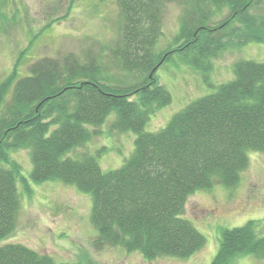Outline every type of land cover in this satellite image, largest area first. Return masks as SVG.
<instances>
[{
    "label": "trees",
    "instance_id": "trees-1",
    "mask_svg": "<svg viewBox=\"0 0 264 264\" xmlns=\"http://www.w3.org/2000/svg\"><path fill=\"white\" fill-rule=\"evenodd\" d=\"M175 1L117 0L120 35L111 52L124 71L143 76L140 83L109 81L100 65L73 54L36 60L23 76L27 49L20 53L0 82V239L17 228L19 183L28 188V179L15 153L27 150L35 183L61 180L91 194L95 247L120 246L148 260L187 259L204 247L206 237L183 216L185 205L198 190L237 185L248 153L264 151V63L237 62L233 81L187 105L164 129L148 132L152 114L172 101L153 70L180 53L185 63L208 71L225 49L264 43V0H185L180 31L163 50L164 9ZM227 11L224 21H213ZM113 111V127L137 136L125 163L104 171L100 151L72 157ZM256 226L250 220L223 230L211 264H235L247 254L264 258ZM0 264L80 263L57 262L13 242L0 246Z\"/></svg>",
    "mask_w": 264,
    "mask_h": 264
},
{
    "label": "rangeland",
    "instance_id": "rangeland-1",
    "mask_svg": "<svg viewBox=\"0 0 264 264\" xmlns=\"http://www.w3.org/2000/svg\"><path fill=\"white\" fill-rule=\"evenodd\" d=\"M186 6L185 0L168 2L165 6L159 48L168 49L178 35ZM226 15H217L213 21L223 20ZM119 28L117 0H0V82L25 49L20 65L23 76L36 60L45 57L55 60L73 54L81 62L100 65L104 69L100 76L109 81L122 85L142 81L138 74L124 71L113 57L111 49L119 39ZM236 48L214 59V70L207 74L208 82L205 72L185 63L180 53L172 55L157 71L159 83L172 94V102L152 114L146 131L164 128L191 102L214 93L219 84L234 79L236 61L264 62V43L250 42ZM116 120L117 112L113 111L98 128L100 133L69 156L100 151L99 161L104 171L121 167L133 153L137 136L130 130L117 131L113 127ZM248 154L250 163L237 185L198 190L186 202L183 216L205 235V246L187 259L163 255L148 260L140 252L120 246L95 247L93 242L98 232L91 223V194L61 180L35 183L28 151H18L15 157L25 168L28 188L19 183L23 188L19 185L22 206L17 228L9 237L0 239V246L20 242L57 262L80 264H211L219 249L222 228L256 220L259 234L264 235V152ZM258 258L242 256L235 264H264V259Z\"/></svg>",
    "mask_w": 264,
    "mask_h": 264
},
{
    "label": "bare ground",
    "instance_id": "bare-ground-1",
    "mask_svg": "<svg viewBox=\"0 0 264 264\" xmlns=\"http://www.w3.org/2000/svg\"><path fill=\"white\" fill-rule=\"evenodd\" d=\"M216 185H217V184H215L211 189H213ZM211 189H209V190H211ZM202 190H206V189H202ZM235 227H236V226H235ZM232 228H234V227H232ZM232 228H226V229H232ZM256 230H257V232H258L257 227H256ZM247 255H253V254H247ZM242 256H246V255H242ZM242 256H240V257H242ZM240 257H239V258H240Z\"/></svg>",
    "mask_w": 264,
    "mask_h": 264
}]
</instances>
